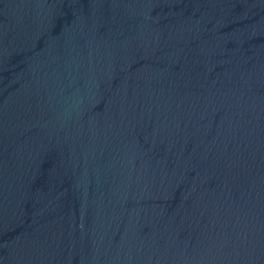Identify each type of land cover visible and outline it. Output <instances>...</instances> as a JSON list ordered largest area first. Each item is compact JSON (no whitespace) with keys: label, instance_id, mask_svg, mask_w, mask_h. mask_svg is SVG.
<instances>
[{"label":"water","instance_id":"95a60500","mask_svg":"<svg viewBox=\"0 0 264 264\" xmlns=\"http://www.w3.org/2000/svg\"><path fill=\"white\" fill-rule=\"evenodd\" d=\"M0 264H264V0H0Z\"/></svg>","mask_w":264,"mask_h":264}]
</instances>
